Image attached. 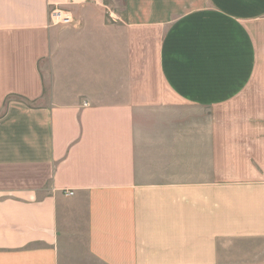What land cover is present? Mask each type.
<instances>
[{"label": "crops", "instance_id": "1", "mask_svg": "<svg viewBox=\"0 0 264 264\" xmlns=\"http://www.w3.org/2000/svg\"><path fill=\"white\" fill-rule=\"evenodd\" d=\"M0 264H264V0H0Z\"/></svg>", "mask_w": 264, "mask_h": 264}, {"label": "built area", "instance_id": "2", "mask_svg": "<svg viewBox=\"0 0 264 264\" xmlns=\"http://www.w3.org/2000/svg\"><path fill=\"white\" fill-rule=\"evenodd\" d=\"M101 0H70L74 4H87V3H99ZM50 18L57 23L68 24L73 22L72 15L61 7H54L50 10ZM67 194H73L72 191Z\"/></svg>", "mask_w": 264, "mask_h": 264}]
</instances>
